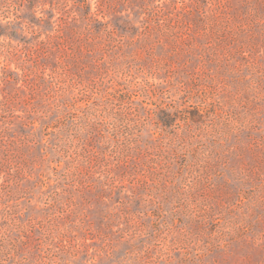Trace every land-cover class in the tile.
Returning <instances> with one entry per match:
<instances>
[{"label":"rangeland","instance_id":"1","mask_svg":"<svg viewBox=\"0 0 264 264\" xmlns=\"http://www.w3.org/2000/svg\"><path fill=\"white\" fill-rule=\"evenodd\" d=\"M0 264H264V0H0Z\"/></svg>","mask_w":264,"mask_h":264}]
</instances>
